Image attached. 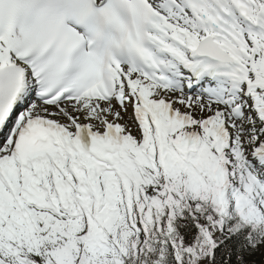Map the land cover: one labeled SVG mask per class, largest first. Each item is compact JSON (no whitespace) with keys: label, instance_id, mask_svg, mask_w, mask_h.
I'll return each instance as SVG.
<instances>
[{"label":"snow or ice","instance_id":"6c2138e0","mask_svg":"<svg viewBox=\"0 0 264 264\" xmlns=\"http://www.w3.org/2000/svg\"><path fill=\"white\" fill-rule=\"evenodd\" d=\"M0 264H264V0H0Z\"/></svg>","mask_w":264,"mask_h":264}]
</instances>
